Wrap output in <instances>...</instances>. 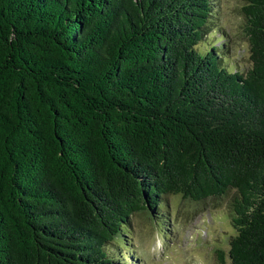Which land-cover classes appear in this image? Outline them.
Listing matches in <instances>:
<instances>
[{"label": "trees", "instance_id": "obj_1", "mask_svg": "<svg viewBox=\"0 0 264 264\" xmlns=\"http://www.w3.org/2000/svg\"><path fill=\"white\" fill-rule=\"evenodd\" d=\"M209 11L0 0V264H125L133 213L230 191L228 264H264V0L245 71L197 49Z\"/></svg>", "mask_w": 264, "mask_h": 264}, {"label": "rangeland", "instance_id": "obj_2", "mask_svg": "<svg viewBox=\"0 0 264 264\" xmlns=\"http://www.w3.org/2000/svg\"><path fill=\"white\" fill-rule=\"evenodd\" d=\"M243 2L209 0L205 33L197 49L206 52L216 46L221 63L245 71L251 62L243 30ZM231 194L202 201L169 194L159 214L152 217L144 210L132 214L124 248L117 251L114 242L108 247L114 254H124L125 264H228L229 241L236 233L229 215Z\"/></svg>", "mask_w": 264, "mask_h": 264}]
</instances>
